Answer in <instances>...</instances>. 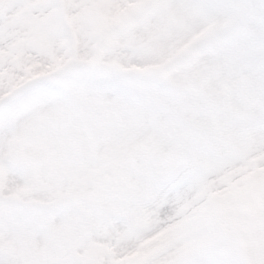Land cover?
<instances>
[{
	"label": "snow or ice",
	"instance_id": "6c2138e0",
	"mask_svg": "<svg viewBox=\"0 0 264 264\" xmlns=\"http://www.w3.org/2000/svg\"><path fill=\"white\" fill-rule=\"evenodd\" d=\"M0 264H264V0H0Z\"/></svg>",
	"mask_w": 264,
	"mask_h": 264
}]
</instances>
